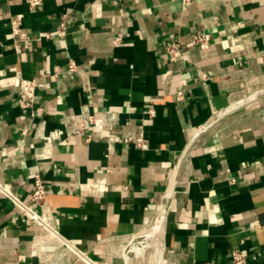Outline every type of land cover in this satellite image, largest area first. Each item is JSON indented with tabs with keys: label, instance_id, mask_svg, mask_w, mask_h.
<instances>
[{
	"label": "crops",
	"instance_id": "1",
	"mask_svg": "<svg viewBox=\"0 0 264 264\" xmlns=\"http://www.w3.org/2000/svg\"><path fill=\"white\" fill-rule=\"evenodd\" d=\"M20 77L42 83L31 109ZM107 110L112 125L73 129ZM233 249L264 264V0H0V264H225Z\"/></svg>",
	"mask_w": 264,
	"mask_h": 264
},
{
	"label": "built area",
	"instance_id": "2",
	"mask_svg": "<svg viewBox=\"0 0 264 264\" xmlns=\"http://www.w3.org/2000/svg\"><path fill=\"white\" fill-rule=\"evenodd\" d=\"M29 3V6L31 8L38 5L41 0H27ZM186 1V0H185ZM11 29L15 36L20 37H27V34L21 30V18L20 16H14L11 18ZM202 39V36L199 34H195L193 36L194 42H200ZM169 57L171 60L176 59L179 56V52L177 51L176 46L170 45L168 48ZM77 64L72 60L69 59L67 62V69L65 70V73L72 76L76 70ZM46 73H51L47 71ZM41 82H38L34 78H25L20 77L19 78V90H18V104L21 108L24 109H31L34 104V96L36 88L41 85ZM177 98L181 99L183 98V90L181 88L177 91ZM149 114H153V108H149L146 110ZM109 121V125H112L113 121L117 118V114L114 111L107 110L102 118L98 119L95 118L91 114H84L80 117H70V121L72 122L73 129L75 131H82L85 129L90 128L94 125H99L102 123V121ZM112 139V137H110ZM126 139V138H124ZM137 145H139L141 148H146L147 143L146 140L143 138L142 134H140L135 139ZM46 194V187L44 182L42 181L41 177L38 173H36L33 177L32 181V190L30 193V202L34 204H38L43 208L44 206V199ZM12 197V196H11ZM13 200L17 203L19 207H21L31 218L36 220L39 223H43L48 226V223L46 222V218L43 214V209L40 213L35 212L27 203L22 202L21 200H18L16 197H12ZM195 264H217L215 261L209 260V261H203L198 262ZM225 264H247L245 257L241 254V252L237 249H233L231 251V258L230 261Z\"/></svg>",
	"mask_w": 264,
	"mask_h": 264
},
{
	"label": "bare ground",
	"instance_id": "3",
	"mask_svg": "<svg viewBox=\"0 0 264 264\" xmlns=\"http://www.w3.org/2000/svg\"><path fill=\"white\" fill-rule=\"evenodd\" d=\"M161 223V222H160ZM153 231H154V228L153 229H150L149 231H147V233H146V242H148L149 240H150V237H151V235H152V233H153ZM142 241V240H141ZM146 245V244H145ZM144 245V246H145ZM143 246V245H142ZM143 251V247H141V252Z\"/></svg>",
	"mask_w": 264,
	"mask_h": 264
},
{
	"label": "water",
	"instance_id": "4",
	"mask_svg": "<svg viewBox=\"0 0 264 264\" xmlns=\"http://www.w3.org/2000/svg\"><path fill=\"white\" fill-rule=\"evenodd\" d=\"M129 247H130V246H128V248H127L128 250H129ZM127 254H129V252H128Z\"/></svg>",
	"mask_w": 264,
	"mask_h": 264
}]
</instances>
